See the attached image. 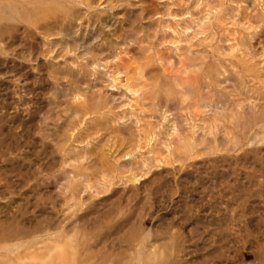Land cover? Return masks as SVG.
I'll list each match as a JSON object with an SVG mask.
<instances>
[{
  "label": "rangeland",
  "instance_id": "rangeland-1",
  "mask_svg": "<svg viewBox=\"0 0 264 264\" xmlns=\"http://www.w3.org/2000/svg\"><path fill=\"white\" fill-rule=\"evenodd\" d=\"M0 264H264V0H0Z\"/></svg>",
  "mask_w": 264,
  "mask_h": 264
}]
</instances>
